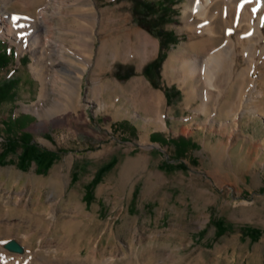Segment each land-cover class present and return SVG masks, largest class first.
<instances>
[{"label":"rangeland","instance_id":"rangeland-1","mask_svg":"<svg viewBox=\"0 0 264 264\" xmlns=\"http://www.w3.org/2000/svg\"><path fill=\"white\" fill-rule=\"evenodd\" d=\"M136 1L8 6L35 18L43 6L47 35L61 49L42 86L28 49L0 33V48L11 53L0 71V86L11 88L0 101V264H264V98L246 103L254 84L264 90V49L257 46L260 52L246 59L241 37L256 30V20L238 4L227 12L222 0L201 17L192 12L194 0H156L142 14L151 32L167 33L168 48L192 42L189 53L172 58L178 73L187 81L198 76L184 66L193 56L206 58L194 47L209 38L205 21L215 26L213 45L224 53L230 37L232 73L221 71L212 88L199 75L206 92L181 111L161 112L150 123L137 114L115 121L90 95V59L104 27L109 45L115 36L124 46V32L140 16ZM140 40L132 36L133 43ZM105 66L108 80L134 75L130 66L112 65L110 56ZM171 94L166 90L168 103ZM171 116L184 119L179 125ZM24 133L31 136L28 146L4 152L7 140ZM179 137L195 145L180 158L169 141ZM11 240L23 253L3 247Z\"/></svg>","mask_w":264,"mask_h":264},{"label":"crops","instance_id":"crops-1","mask_svg":"<svg viewBox=\"0 0 264 264\" xmlns=\"http://www.w3.org/2000/svg\"><path fill=\"white\" fill-rule=\"evenodd\" d=\"M142 1L152 5L156 2V0ZM136 26H132L124 32L126 39L124 46L117 41L115 36L109 45L108 37L104 35L108 33H106L107 29L106 27L102 29V39L104 40L98 44V50L96 55L94 54L93 61L90 59V62H93L90 63L93 70L90 77L92 86L89 90L92 99L100 106V110L108 109L118 117L115 121H131V117L137 114L142 115L144 122L150 123L155 121L161 112L176 113L180 109L192 105L197 94H200L201 91L206 92V85L200 76L187 81L188 79L183 73L177 72L178 65L172 61L173 56L175 57L179 53H189V44L192 42L172 44L164 51L163 60L159 67V65L156 66L160 54L159 37L154 35L150 29L140 25L137 19ZM135 35L141 39L137 44L132 42V36ZM108 56H110L112 65L132 67L134 75H130L122 81L115 77L108 80L105 66ZM155 68L160 72L159 77L154 76ZM190 84H193L198 90L196 95L189 94ZM108 89L110 90L109 95ZM166 90L172 93V96L173 94L178 96L179 100L173 99L171 96L172 101L168 103ZM178 101L182 102L181 108L178 106ZM121 114L122 116H120ZM170 118L179 125L184 119L180 116H171ZM134 126L135 128L145 127L144 125Z\"/></svg>","mask_w":264,"mask_h":264},{"label":"bare ground","instance_id":"bare-ground-1","mask_svg":"<svg viewBox=\"0 0 264 264\" xmlns=\"http://www.w3.org/2000/svg\"><path fill=\"white\" fill-rule=\"evenodd\" d=\"M35 1L36 0H0V33L12 37L21 43L22 47L28 49L31 55V62L29 64L31 73L35 79L42 83L43 86L48 74L51 76V72H53L54 62L52 58L60 48L59 44L47 35L46 27H44L46 22L44 21L46 9L42 6L39 9L37 18L29 17L25 14L13 13L8 10V6L12 5L11 3H16L27 9L29 6L33 5ZM215 2L217 1L194 0L192 4V12L198 17L205 16L209 12V7L211 5L213 6ZM221 2L226 7L227 12L230 13L233 4H238L240 8L245 9L246 11L248 10L247 12H249L256 20L255 31L249 30V32L246 31L241 34V37L245 39L243 41L245 46L242 47V54L246 56V59L252 57L257 52H260L257 46L263 44L262 49H264V34L262 30L264 27V0L219 1V3ZM201 26L203 27V33H207L209 38L207 41H199L195 43L194 47L199 48L200 51L206 55V58H203V61L201 62L200 58L193 56L191 63L184 66V68L188 75L192 77L201 75L206 84L212 88L214 87L215 79L221 71L231 72L230 70H232L231 67L234 63L236 49L232 46L230 37H228L229 39L225 45L229 48V51L224 53L223 48H217L213 45V42H215L217 38L215 26L207 21ZM257 88V84H254L253 87L249 88L248 93H250V97L249 99H247L248 97L246 98L247 104L250 105L254 101L264 98V90H257ZM251 111L257 112L255 109H251Z\"/></svg>","mask_w":264,"mask_h":264},{"label":"trees","instance_id":"trees-1","mask_svg":"<svg viewBox=\"0 0 264 264\" xmlns=\"http://www.w3.org/2000/svg\"><path fill=\"white\" fill-rule=\"evenodd\" d=\"M151 6H152V4H149L146 1H138V0L136 1V6H135L136 7L135 9L139 11V14L141 16V17L140 16L136 17L137 21L140 23V25H142L148 29H151V28H149L150 27L149 26L150 21H148V20L145 21L142 14L144 11L153 10V8ZM165 36L166 37L168 36L167 33H164V35H162L159 38L160 54H159L158 60L156 62V66H158L162 62L163 53L168 48V45L173 43V40H167L168 38H164ZM3 45H4V43H3ZM9 54H11V53H9V51L7 49H4V48L1 49L0 48V71L6 67V65L8 63V59H9L8 58ZM10 91H11L10 82L4 83L2 86H0V101H1V99L4 100ZM30 141H31V136L28 133H24L23 135H21L20 139L7 140L5 143L6 149L4 150V152L7 149H9V150L15 149L17 146H19V143H22L25 146H28L30 144ZM169 141H171V143L173 144L176 152L178 153L177 156L179 158L182 157L184 155V153L187 152V150L189 148H195V145L193 143H189L188 140H185L182 137H179L178 141H175L173 139L169 140ZM3 153L1 154V156H3ZM48 164H49V161H47V160L44 161L41 165H39V167H38L39 170L43 171L44 169H46L48 167Z\"/></svg>","mask_w":264,"mask_h":264},{"label":"water","instance_id":"water-1","mask_svg":"<svg viewBox=\"0 0 264 264\" xmlns=\"http://www.w3.org/2000/svg\"><path fill=\"white\" fill-rule=\"evenodd\" d=\"M3 247L9 252L16 253V254H21L24 251V247L14 240L4 243Z\"/></svg>","mask_w":264,"mask_h":264},{"label":"snow or ice","instance_id":"snow-or-ice-1","mask_svg":"<svg viewBox=\"0 0 264 264\" xmlns=\"http://www.w3.org/2000/svg\"><path fill=\"white\" fill-rule=\"evenodd\" d=\"M15 19V18H14Z\"/></svg>","mask_w":264,"mask_h":264}]
</instances>
